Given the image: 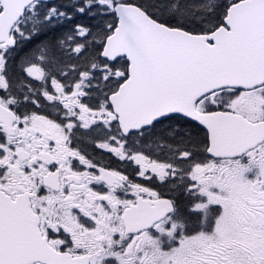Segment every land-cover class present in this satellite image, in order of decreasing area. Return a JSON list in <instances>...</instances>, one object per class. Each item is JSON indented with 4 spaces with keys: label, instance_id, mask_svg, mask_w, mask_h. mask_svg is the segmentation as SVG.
<instances>
[{
    "label": "snow or ice",
    "instance_id": "obj_1",
    "mask_svg": "<svg viewBox=\"0 0 264 264\" xmlns=\"http://www.w3.org/2000/svg\"><path fill=\"white\" fill-rule=\"evenodd\" d=\"M0 264H264V0H0Z\"/></svg>",
    "mask_w": 264,
    "mask_h": 264
},
{
    "label": "flooded vegetation",
    "instance_id": "obj_2",
    "mask_svg": "<svg viewBox=\"0 0 264 264\" xmlns=\"http://www.w3.org/2000/svg\"><path fill=\"white\" fill-rule=\"evenodd\" d=\"M82 146L85 147L88 151V153L90 154V156L97 161L100 165L102 166H106L115 170H119L124 172L125 174L129 175L130 179H133L135 182L137 183H142L145 186L148 187H152L155 188L158 191H161L163 194L165 195H172L173 193H171L169 191V187L168 186H163L161 184H159L158 182H149L147 180H145L142 177H139L137 175L134 174V169L136 166L132 165L130 166L128 163L122 162V165L119 166L117 164V162L114 161V159L112 158L111 154H108L105 156V159L102 156H97L94 151L97 150L96 148L92 147L90 140L84 141L82 143ZM129 198H131V195H129Z\"/></svg>",
    "mask_w": 264,
    "mask_h": 264
},
{
    "label": "trees",
    "instance_id": "obj_3",
    "mask_svg": "<svg viewBox=\"0 0 264 264\" xmlns=\"http://www.w3.org/2000/svg\"><path fill=\"white\" fill-rule=\"evenodd\" d=\"M60 2V0H57ZM75 22H82V23H86L89 26H96L97 24L101 25L102 21L100 17H79L77 16L75 18ZM102 26V25H101ZM68 27H71V25H68ZM44 37H42L43 39ZM35 47V42H23L22 46L20 48V50L17 53V59L23 55H25L26 53H28L29 51H31L33 48Z\"/></svg>",
    "mask_w": 264,
    "mask_h": 264
},
{
    "label": "rangeland",
    "instance_id": "obj_4",
    "mask_svg": "<svg viewBox=\"0 0 264 264\" xmlns=\"http://www.w3.org/2000/svg\"><path fill=\"white\" fill-rule=\"evenodd\" d=\"M54 2H59V1H57V0H54ZM101 25H103V23H104V19L103 18H101ZM87 140H89L88 138H85V141H87ZM94 153L97 155V156H102L104 159H105V156L107 155V153L106 152H103L102 150H99V149H97V150H95L94 151ZM112 156V158L114 159V161L115 162H117V164L119 165V166H121L122 165V162H120L117 158H115L113 155H111Z\"/></svg>",
    "mask_w": 264,
    "mask_h": 264
}]
</instances>
